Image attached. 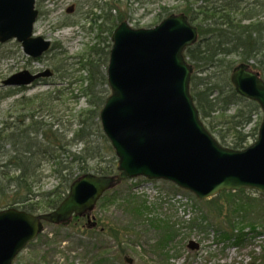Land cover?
I'll list each match as a JSON object with an SVG mask.
<instances>
[{"label":"trees","instance_id":"obj_1","mask_svg":"<svg viewBox=\"0 0 264 264\" xmlns=\"http://www.w3.org/2000/svg\"><path fill=\"white\" fill-rule=\"evenodd\" d=\"M41 1L37 0V7ZM133 1L145 6L153 0ZM179 1L181 5L174 9L162 7L159 16L166 18L173 13H183L198 28L200 39L186 49L185 56L194 68L190 91L200 118L223 147L244 150L252 138L258 137L262 111L257 102L236 92L231 75L239 65L249 64L264 80V0ZM119 4L120 0L88 4L83 18L98 33L99 42L91 45L87 54L73 66L65 67L63 59L56 55L53 58L56 76L62 80L76 78L75 84L83 85L80 95L60 91L59 100L64 105L70 100L86 99L89 107L69 116L67 122L57 124V106L53 104L57 99L48 93L49 96H38L44 103L38 102L36 97L27 104L32 112L19 117H26L24 120L14 124L8 120L3 122L0 128V153H3L0 156V209L12 207L30 214L49 212L58 208L71 185L81 176L92 173L124 177L118 172V159L100 123V111L110 93L106 68L112 48L111 37L118 25L126 21ZM77 23L66 19L61 27ZM58 48L54 45L51 51ZM83 73H86L85 78ZM1 98L0 95V101ZM44 109L46 117L53 122L40 119ZM44 161L51 164L59 183L49 193L35 191L42 181L40 167ZM124 182L128 180L124 178ZM199 203L207 209L190 220L188 228L191 231L206 233L212 229L217 243L237 249L264 239V195L257 191H224ZM113 204H118L126 213L127 220L121 228L124 235L141 238L136 229L146 228L155 234L150 250L158 257L159 264H170L171 245L180 232L177 224L155 213L157 205L150 207L143 196L131 190L125 194L116 189L107 192L98 206L105 210ZM84 222V219L75 218L69 227L56 229L68 235L71 232L80 235L78 248L87 259L83 264H121V255L114 254L108 247L98 246L109 229L103 226V231L91 230ZM42 238L41 234L37 239L42 243L39 250L45 244ZM101 249L102 252L93 255V250Z\"/></svg>","mask_w":264,"mask_h":264},{"label":"water","instance_id":"obj_2","mask_svg":"<svg viewBox=\"0 0 264 264\" xmlns=\"http://www.w3.org/2000/svg\"><path fill=\"white\" fill-rule=\"evenodd\" d=\"M37 19L36 0H0V43L16 40L29 58L40 59L51 42L34 36ZM198 39L197 27L184 14H172L153 28L134 29L123 22L114 31L107 67L111 93L100 122L119 159L118 170L128 179L169 181L201 201L223 191L264 194V80L248 64L234 69L231 81L236 92L257 102L263 119L258 139L246 149L221 146L206 129L190 92L194 69L185 50ZM52 76L50 69L37 74L24 70L2 85L27 87ZM122 179L84 175L50 213L0 211V264H13L43 231V222L67 226L74 216H87L90 227H95L90 214ZM188 248L198 251L200 245L190 241ZM127 262L133 264L132 259Z\"/></svg>","mask_w":264,"mask_h":264},{"label":"rangeland","instance_id":"obj_3","mask_svg":"<svg viewBox=\"0 0 264 264\" xmlns=\"http://www.w3.org/2000/svg\"><path fill=\"white\" fill-rule=\"evenodd\" d=\"M93 1L98 2L99 5L108 2V0L41 1V5L37 7L39 17L34 34L50 40L52 45H57L59 48L51 51L39 61L29 59L24 54L21 44L16 41L0 44V95L3 97L0 101V128L6 120L10 124L24 120L26 117L24 119L19 117L32 112L27 104L33 99H37L38 96H49L48 93H52L50 96H55L57 99L53 103L57 106L55 110L57 124L58 122L64 123V120L67 122L69 116H74L78 111L89 107L86 99H80L79 102L70 100L64 105L59 100L60 91L66 94L70 92H73L74 95L81 94L83 85L80 82L75 84L76 78L62 80L55 75L52 79H46L23 90L4 88L1 84L11 75L22 70H29L32 73L46 69L54 71V64H56L53 63L54 55L64 60L65 67L73 66L82 56H85L90 46L99 42L97 32L94 30L89 32L90 24L83 18L88 4ZM180 3L179 0H153L150 4L141 6L133 0H120L119 8L126 14V22L132 28H148L156 26L165 19L164 15L159 16L162 7L174 9L180 6ZM72 6L75 7L74 13L67 14V9ZM66 19L78 22V24L61 27ZM77 29L80 31L79 33L76 32ZM74 68L76 69L77 66ZM82 76L85 78L86 73H83ZM71 83L73 84L71 85ZM37 101L44 103V100L40 98ZM44 111L45 109L42 112L43 117L40 116V119L47 123L53 122L52 118L46 117ZM46 113L48 114L47 111ZM56 128L58 127L56 126ZM255 141L256 139L252 138L248 146ZM2 155L3 153H0V156ZM50 166L51 164L44 161L40 167L42 181L37 185L36 192L49 193L58 186L57 176L54 175ZM116 190L121 194L131 190L132 193L143 196L150 207L157 205L155 213L162 214L177 224L176 228L180 232L171 245L170 264H264L263 238L237 249L217 243L212 229L207 230L206 233L191 231L188 228L190 220L201 215L207 209L192 193L179 189L166 181H150L145 178L123 182ZM117 205L113 204L105 210L98 206L91 213V223L98 222L99 230L103 226L109 229L107 235L100 238L98 246L100 248L108 247L114 254L121 255V264H128V259H132L133 264H159L158 257L150 250V245L155 240V234L146 228H137L136 233H139L141 238L135 239L132 235H124L121 228L125 224L127 216L123 209L120 210ZM1 210H5V208ZM42 236V241L45 243L43 248L39 250L42 245L41 241H34L17 257L14 264H83L86 262L85 253L78 248L77 239L80 235L77 232H71L68 235V232L58 231L55 226L44 225ZM190 241L198 243L200 249L198 251L189 250ZM98 252H102V249L93 250V255H97ZM44 259H46L45 262Z\"/></svg>","mask_w":264,"mask_h":264},{"label":"flooded vegetation","instance_id":"obj_4","mask_svg":"<svg viewBox=\"0 0 264 264\" xmlns=\"http://www.w3.org/2000/svg\"><path fill=\"white\" fill-rule=\"evenodd\" d=\"M97 35H98V33H97ZM97 40H99L98 37H97ZM18 90H19V89H18Z\"/></svg>","mask_w":264,"mask_h":264}]
</instances>
